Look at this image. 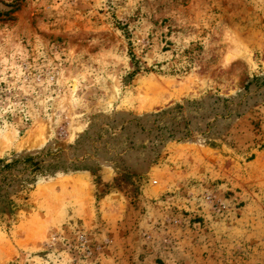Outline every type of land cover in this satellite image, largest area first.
I'll return each instance as SVG.
<instances>
[{"label": "rangeland", "instance_id": "1", "mask_svg": "<svg viewBox=\"0 0 264 264\" xmlns=\"http://www.w3.org/2000/svg\"><path fill=\"white\" fill-rule=\"evenodd\" d=\"M0 264H264V0H0Z\"/></svg>", "mask_w": 264, "mask_h": 264}, {"label": "trees", "instance_id": "2", "mask_svg": "<svg viewBox=\"0 0 264 264\" xmlns=\"http://www.w3.org/2000/svg\"><path fill=\"white\" fill-rule=\"evenodd\" d=\"M27 160H31V158H28ZM6 167H8V165Z\"/></svg>", "mask_w": 264, "mask_h": 264}]
</instances>
